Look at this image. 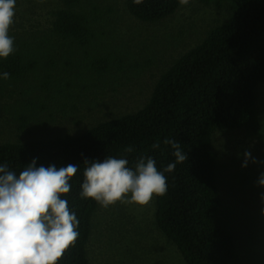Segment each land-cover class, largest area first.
Listing matches in <instances>:
<instances>
[{"label": "trees", "instance_id": "1", "mask_svg": "<svg viewBox=\"0 0 264 264\" xmlns=\"http://www.w3.org/2000/svg\"><path fill=\"white\" fill-rule=\"evenodd\" d=\"M225 1L190 0L181 5L179 0H142L140 4L133 0H63L53 10L49 29L35 34L9 32L14 52L7 59L0 58V77L7 72L9 80L24 86L34 77L35 87H26L27 92L47 93L43 101H53L55 111L45 116L39 111L40 118L30 114L28 124L39 119L45 132L55 137L0 143V165L7 163L17 175L33 160L37 167L78 166L70 181L71 191L62 198L77 216L79 236L58 264H91L88 243L101 205L81 196L85 159L127 158L129 166H134L138 157H152L163 171L176 161L174 150L163 143L165 139L179 143L188 159L165 173L168 191L156 197V216L164 235L180 249L186 262L233 264L240 252L250 251L251 232L256 231V248L257 238L263 241L264 186L258 181L264 173V158L262 161L261 152L248 148L242 138L260 141L264 135L257 117V102L264 97V0H229V20L209 23L201 36L195 20L210 22L211 7H224ZM117 24L128 30L120 33ZM149 25L159 30L170 26L171 41L182 40L187 32L200 39L158 74L155 62L145 57L147 50L130 42L145 38L144 26ZM138 29L136 35L133 31ZM145 39L151 44L150 38ZM143 56L145 63L140 65ZM77 60L81 75L73 66ZM129 62L142 66L143 71L122 79L131 67ZM145 74L154 78L149 100L135 112H121L122 95L118 89L117 100L114 98L117 87L112 82L117 79V85L125 84L127 90ZM69 92L74 93L71 98ZM23 100L13 105L14 114ZM26 101L34 105L36 100ZM83 107L88 113L77 114ZM262 110L264 113V106ZM66 117L82 126L76 125L75 134L59 135L66 132ZM91 119L94 123L86 126ZM230 130L235 134H228ZM157 141L160 148L153 149ZM128 146L135 151L125 153ZM224 149L234 155L223 159ZM245 152L257 163L251 160L243 167ZM227 174L233 191L229 204L230 191L223 195L221 188V178ZM245 191L250 193L244 195ZM248 200L256 210H251L255 205ZM239 228L246 234L244 242L238 239ZM249 251L248 258L252 256Z\"/></svg>", "mask_w": 264, "mask_h": 264}, {"label": "rangeland", "instance_id": "2", "mask_svg": "<svg viewBox=\"0 0 264 264\" xmlns=\"http://www.w3.org/2000/svg\"><path fill=\"white\" fill-rule=\"evenodd\" d=\"M62 2L63 0H16L14 23L9 32L25 30L35 34L37 30L49 29L53 24V10L59 7ZM227 2H229V0L222 3V6H225L223 8L211 7L213 17L210 22L195 20V26L202 32L201 36L207 32L205 30L209 27V23H213L214 21L215 24H219L227 19V9L230 7V5H227ZM181 22L185 23L184 19H182ZM141 23L140 21L139 24ZM117 26L119 25L117 24ZM144 28L146 33L144 37L147 39L150 38L152 45L146 42L145 38H141L139 41L133 38L130 42L132 44L137 43L138 46L142 47L141 50H147L144 53L145 57L150 63L153 61L155 62V70L158 74L168 68L175 59L181 56V54L196 45L200 39V36L197 39L195 34L187 32L182 40L171 41L167 34L170 26L167 27V30L165 28L159 30L151 25H149V27L144 26ZM118 30L120 33H124L128 28L126 26H122L121 28L119 26ZM133 32L139 35V29ZM44 62L45 60H43L41 64H44ZM139 62L140 65L145 63L144 56ZM129 63L131 67H128L124 74L120 76L122 79H128V77H132L134 74L143 71L142 66L139 65L135 67L132 65V62ZM73 66L81 75L80 62L78 60L77 64L73 62ZM34 80V77H32L30 85L24 86L20 82H12L0 77V143L10 141L30 142L33 140H47L55 137V135H48L45 132L42 123L38 122L39 119H32L31 123L28 124L30 114L34 115L36 118H40L37 116L39 111H41L43 116L49 115L50 113L52 114L53 111H55L53 101H43L47 93H37V91L33 93L27 92L29 90L26 87H35ZM112 83L117 87V93L112 94L114 98L117 100L118 89L122 95L121 112H135L142 108L149 100L153 92L154 78L152 76L148 78L145 74L142 79L136 80L130 85L127 83V90L123 87L125 84L117 85V79ZM262 85L264 92V84L262 83ZM22 91L25 92V94H23ZM52 91L54 92L55 88L52 89ZM61 93H64V90ZM73 95L74 93L69 92V98ZM18 99L24 100L17 105L18 113L14 114L13 105H15ZM30 99L36 100L34 105L26 101ZM262 99L264 106V97H262ZM259 102L260 98L257 104H259ZM61 106H64V104H61ZM80 113H88V110L83 107L81 111L77 112V114ZM89 114H91V111H89ZM69 115L72 116V113ZM87 115L88 114H83L82 116ZM44 120L46 122L47 119L44 118ZM64 122L66 132L65 134L59 135H67L68 133L75 134L78 129H76V125L82 126L75 121L72 122L70 117H66ZM52 123L54 124V122ZM92 123H94L93 119L85 122L86 126ZM24 125L25 128H23ZM259 130H262L264 134V129ZM229 132L232 131H228V134ZM232 133L235 134L234 132ZM242 139L248 148L252 147L259 150L260 146L257 148V144L260 142L258 139L253 140L251 137ZM233 155L234 154L227 149L222 151L223 159L231 158ZM251 157L253 159V156ZM261 157L264 158V151L261 152ZM242 159L245 161V156H243ZM250 162L251 160L248 161V164ZM221 179L222 194H226L228 190L230 191L229 195L233 194L230 175L227 174L226 177H222ZM249 193L250 191H245L243 194L248 195ZM226 198V204L232 202V195ZM248 203L251 204L249 200ZM252 209L256 210V205L252 206L251 210ZM156 210V197L153 198L148 206L144 207L133 203L124 204L119 202L108 208L101 206L94 215L93 234L91 235V241L88 243V255L91 264H188L180 249L164 235L157 221ZM259 211L262 212L260 207ZM237 234L238 239L244 242L242 237L246 236V234H242L241 228L237 230ZM250 235L251 249L250 251L248 250V255L252 256L248 258V251L243 250L233 261V264L264 263V239L261 241L257 238L259 246L256 248V231L251 232Z\"/></svg>", "mask_w": 264, "mask_h": 264}, {"label": "clouds", "instance_id": "3", "mask_svg": "<svg viewBox=\"0 0 264 264\" xmlns=\"http://www.w3.org/2000/svg\"><path fill=\"white\" fill-rule=\"evenodd\" d=\"M133 2L140 4L142 0ZM179 2L188 5L190 0ZM15 7L16 0H0V58L7 59L14 52V39L9 36V30L14 23ZM229 8L224 21L230 18ZM2 75L4 79L10 77L7 72ZM262 107L260 98L257 117L264 129ZM163 143L171 146L176 158L175 163H169L163 171L157 169L152 157H138L134 166H129L127 158L109 156L103 162L85 159L81 196L104 208L118 202L144 207L154 197H163L168 191L165 173L173 172L177 163L188 159L176 141L165 139ZM152 148L159 149L160 142L154 143ZM134 151L132 146L124 149L127 154ZM259 151H264L263 136ZM244 156L243 167L248 166L249 160L257 163L250 152H245ZM77 172L78 166L74 164L59 168L55 165L37 167L33 160L17 175L7 163L0 165V264H58L75 246L79 221L70 211L67 199L62 197L70 193V181ZM258 183L264 186V173Z\"/></svg>", "mask_w": 264, "mask_h": 264}, {"label": "flooded vegetation", "instance_id": "4", "mask_svg": "<svg viewBox=\"0 0 264 264\" xmlns=\"http://www.w3.org/2000/svg\"><path fill=\"white\" fill-rule=\"evenodd\" d=\"M4 79V78H3ZM7 80H9V79H7ZM9 81H11V80H9ZM259 146H260V142L257 144V148H259Z\"/></svg>", "mask_w": 264, "mask_h": 264}]
</instances>
